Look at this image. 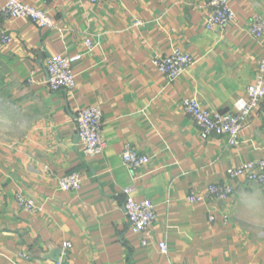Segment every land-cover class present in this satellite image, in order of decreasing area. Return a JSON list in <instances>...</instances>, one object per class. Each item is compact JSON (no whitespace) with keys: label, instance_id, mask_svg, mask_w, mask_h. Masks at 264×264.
Segmentation results:
<instances>
[{"label":"crops","instance_id":"crops-1","mask_svg":"<svg viewBox=\"0 0 264 264\" xmlns=\"http://www.w3.org/2000/svg\"><path fill=\"white\" fill-rule=\"evenodd\" d=\"M20 1L47 10L57 27L8 19L0 0V29L10 35L0 43V264L21 262L19 253L27 264H264V184L227 176L264 160V99L234 146L226 135H203L182 107L193 98L234 111L264 58V38L248 31L256 17L264 21V0H229L235 19L223 30L206 28L207 0ZM174 48L193 64L170 80L153 59ZM61 53L82 56L74 87L52 91L45 61ZM89 105L102 110L106 147L85 156L76 117ZM126 143L149 162L129 170ZM72 170L82 185L61 190L58 178ZM217 183L233 193L187 199ZM126 187L155 205L145 245L128 223ZM19 193L39 210L21 209ZM64 242L72 245L65 253Z\"/></svg>","mask_w":264,"mask_h":264},{"label":"built area","instance_id":"built-area-1","mask_svg":"<svg viewBox=\"0 0 264 264\" xmlns=\"http://www.w3.org/2000/svg\"><path fill=\"white\" fill-rule=\"evenodd\" d=\"M90 3H99L107 0H86ZM210 13L205 18V26L208 29H225L235 19V12L229 0H207ZM3 16L8 19L27 18L42 27L56 29L55 20L47 10L37 8L20 0H5L1 9ZM138 23V22H137ZM251 36L264 38V21L255 18L248 29ZM10 35L7 30L0 29V43H7ZM88 48L92 47L90 40H86ZM81 54H52L46 58L45 67L47 72L46 84L52 91L60 89H72L75 85L72 65L81 58ZM156 69L173 80L182 74L193 64L191 55L180 49L174 48L165 56H157L153 59ZM264 99V58L260 59L257 67L256 77L253 83L246 87L245 95L235 101L234 111L220 112L203 107L196 99L185 98L182 100V107L186 113L191 115L196 124L201 129L203 135L223 134L228 137L231 146L239 143L240 131L249 123L252 111L257 109ZM264 120V114H263ZM78 141L85 156L101 153L106 147L103 137V114L98 105H89L81 109L76 117ZM123 164L131 171L144 166L149 162V158L126 143L120 153ZM230 179L245 176L249 181L264 184V160H250L227 171ZM83 176L78 170H72L61 176L57 180V185L64 191H76L82 185ZM132 187L124 189L125 211L131 230L135 233H142L147 243L150 229L157 219L155 205L150 199L136 200L132 195ZM233 193V187L228 184H210L205 192L199 193L191 190L187 196L190 202H201L207 197L213 196L225 199ZM18 206L35 213L39 210L36 201L22 193L16 194ZM64 253L72 247L70 242L62 244ZM162 253H167L165 242L158 243ZM21 262L14 264H27L28 256L19 253ZM55 264H65L58 261Z\"/></svg>","mask_w":264,"mask_h":264},{"label":"rangeland","instance_id":"rangeland-1","mask_svg":"<svg viewBox=\"0 0 264 264\" xmlns=\"http://www.w3.org/2000/svg\"><path fill=\"white\" fill-rule=\"evenodd\" d=\"M181 49V48H180ZM155 58V57H154ZM193 59V58H192ZM156 68V67H155ZM166 78H168L166 75H164ZM99 106V105H98ZM100 107V106H99ZM101 109V108H100ZM102 111V110H101ZM253 182V181H252ZM32 198V197H31Z\"/></svg>","mask_w":264,"mask_h":264},{"label":"water","instance_id":"water-1","mask_svg":"<svg viewBox=\"0 0 264 264\" xmlns=\"http://www.w3.org/2000/svg\"><path fill=\"white\" fill-rule=\"evenodd\" d=\"M76 139L78 140V135L76 136Z\"/></svg>","mask_w":264,"mask_h":264}]
</instances>
